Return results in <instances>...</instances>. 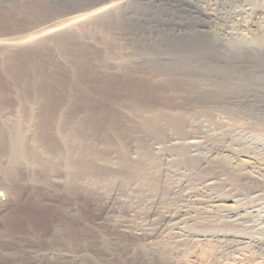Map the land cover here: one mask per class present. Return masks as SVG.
Segmentation results:
<instances>
[{
    "label": "rangeland",
    "instance_id": "374dc122",
    "mask_svg": "<svg viewBox=\"0 0 264 264\" xmlns=\"http://www.w3.org/2000/svg\"><path fill=\"white\" fill-rule=\"evenodd\" d=\"M242 2L0 0V183L21 192L0 203V264H264L201 241H264V47L216 34ZM17 98L70 132L33 170L9 159Z\"/></svg>",
    "mask_w": 264,
    "mask_h": 264
},
{
    "label": "bare ground",
    "instance_id": "6f19581e",
    "mask_svg": "<svg viewBox=\"0 0 264 264\" xmlns=\"http://www.w3.org/2000/svg\"><path fill=\"white\" fill-rule=\"evenodd\" d=\"M206 0H198V3L201 5L202 3H204ZM263 1V0H262ZM231 3V2H230ZM264 4V3H263ZM238 5V4H237ZM204 12H206L209 15H217V13H215V10L211 9V8H206L204 5ZM240 8H235L234 9V18L237 17V24H238V29L236 31H234L233 29L227 30L226 31V35H221L219 33V36H222V38L224 37V39L228 40V42H233L236 43L238 45L236 46H250L253 47L255 49H259L261 47H264V5L260 4L259 2L255 1V0H243V2L241 3V6H239ZM223 8V7H222ZM237 15L243 16V20H241ZM233 18V19H234ZM229 19V18H228ZM227 22V21H226ZM232 25V24H231ZM226 28V27H225ZM219 29V28H218ZM218 32V31H217ZM214 33V32H213ZM221 33L222 29H221ZM232 45V44H231ZM229 49V48H228ZM262 49V48H261ZM236 50V49H235ZM242 51V50H241ZM246 51V50H245ZM245 55V54H244ZM6 65V64H5ZM22 65V64H21ZM2 90V89H1ZM13 93V91H11ZM0 93H4L2 91H0ZM26 93V92H25ZM17 94L20 95V92L17 90ZM24 94V93H23ZM11 97L13 94H10ZM22 95V94H21ZM16 96V95H15ZM18 97V96H16ZM26 97V96H25ZM27 99V98H26ZM35 101V100H34ZM27 100H25L24 98H17L16 100V105H15V109H14V115L15 118H17V121H19L18 119L20 117H22L23 113L26 110L27 106H30L29 109L27 111V116L25 118H23L21 120L22 123H20L19 125H15L14 128V132L12 131L11 135H8V142L10 145V149H11V153H10V162L12 161L14 162H19L18 164H22L24 165V167L33 170L34 167L39 166L41 161L40 158L38 157V151H40V147L48 144V136L51 133H54V135L58 134L61 135L60 137L62 138H66L69 133L65 130L60 129V127H58V125H60V123L57 125L56 127V123L54 122L55 120H53L54 118L50 116V114H48V117L44 118V121L42 122H38L37 117L35 116V114L33 113V105H28ZM33 104V103H32ZM35 107V106H34ZM52 111V110H51ZM25 116V115H24ZM54 116V115H53ZM155 118V117H154ZM183 118V117H181ZM105 119V118H104ZM156 119V118H155ZM154 119V121H155ZM176 119V118H175ZM11 120V119H10ZM14 120V118H13ZM108 120V119H107ZM178 120V119H177ZM12 121V120H11ZM170 121V120H168ZM183 121V119L181 120ZM20 122V121H19ZM18 122V123H19ZM174 122V121H173ZM176 122V121H175ZM16 123V122H14ZM110 123V122H109ZM108 123V124H109ZM177 123V122H176ZM184 123V122H183ZM181 122V126L183 124ZM171 124V121H170ZM174 124V123H173ZM172 124V125H173ZM179 125V123H177ZM62 125V124H61ZM175 125V124H174ZM177 125V126H178ZM176 125L173 127H177ZM11 127V126H10ZM108 127V126H107ZM179 127V126H178ZM177 127V128H178ZM185 128V127H183ZM180 129V128H179ZM58 130V131H57ZM178 130V129H177ZM185 130V129H183ZM183 130L181 132H183ZM113 132V130H112ZM118 132V131H117ZM116 133V132H115ZM52 135V136H54ZM51 138V137H50ZM61 138V139H62ZM190 138V137H188ZM55 139V137H54ZM187 139V138H186ZM185 139V140H186ZM197 139V138H196ZM50 140V139H49ZM184 139H182L183 141ZM185 142V141H184ZM51 143V142H49ZM187 144H193L195 143V139L194 141H188L186 142ZM52 146V145H51ZM181 146V145H180ZM190 146V145H189ZM193 146V145H192ZM191 147V146H190ZM46 148V147H45ZM48 148V147H47ZM45 150V149H43ZM53 150V149H52ZM43 152V151H42ZM46 152V150H45ZM44 152V153H45ZM52 152V151H51ZM50 153V152H49ZM48 153V154H49ZM56 153V152H55ZM41 156V155H40ZM62 156V155H61ZM185 156V155H184ZM63 158V157H62ZM42 159V158H41ZM242 160V159H241ZM247 162V161H246ZM44 163V162H43ZM239 163V162H238ZM244 165V161L241 162ZM9 164V163H8ZM7 164V165H8ZM17 164V165H18ZM45 164V163H44ZM70 164V163H69ZM238 165V164H237ZM236 164L234 165V169H241L243 165H238ZM248 165V163L246 164ZM6 166V165H5ZM15 167V165H14ZM21 167V165H20ZM41 167V166H40ZM43 167V166H42ZM246 167V166H245ZM4 168V167H3ZM233 169V167H232ZM235 169V170H236ZM244 169V168H243ZM264 169V168H263ZM22 170V169H21ZM25 170V169H24ZM27 170V169H26ZM231 170V169H230ZM246 171V169H244ZM7 171V170H6ZM16 171V170H15ZM36 171V170H35ZM35 171H32V174L28 175V180L26 179V183H35V179L37 178L36 173H34ZM242 171V169H241ZM244 171V172H245ZM264 171V170H263ZM14 172V171H13ZM18 172V171H17ZM40 172V171H39ZM240 172V171H239ZM3 173V172H2ZM5 173V172H4ZM26 173V172H25ZM234 173V171H233ZM237 173V172H236ZM242 173V172H241ZM248 172H246L247 174ZM24 174V173H23ZM40 174V173H39ZM251 174V173H250ZM262 175V174H261ZM22 176V175H21ZM26 176V175H24ZM250 176V175H249ZM248 176V177H249ZM12 177V176H11ZM247 177V176H246ZM26 178V177H25ZM250 178V177H249ZM258 178V177H255ZM262 178V177H261ZM9 178H7V175H2V180L0 183V203L3 204V202L9 197L10 199H15L19 196V191L18 189H16L15 187H13V184H11L8 180ZM12 180V179H11ZM256 180V179H255ZM259 181V178L257 179V182ZM204 183V187L205 188H212V186H214L215 181L213 180V178L209 177L205 180ZM36 185V184H35ZM18 186V185H17ZM178 189V188H177ZM211 195V194H210ZM21 196V194H20ZM213 197V196H212ZM20 198V197H19ZM215 198V197H214ZM219 198L216 197V199H214L216 201V204H213L214 207L216 209H223V208H229V210L231 208H234L233 204H229V202L225 203L221 201V199H217ZM228 198V197H227ZM213 199V198H212ZM8 200V199H7ZM223 200V199H222ZM211 201V200H210ZM234 201V200H233ZM204 202V201H203ZM213 202V201H212ZM211 202V203H212ZM218 202V203H217ZM222 202V203H221ZM232 203V202H231ZM4 205V204H3ZM212 205V204H211ZM233 210V209H231ZM236 211V209H235ZM222 212V211H221ZM175 213V212H174ZM232 213V212H231ZM172 216V215H171ZM174 216V215H173ZM172 216V218H173ZM176 217V215H175ZM170 218V217H169ZM171 218V219H172ZM225 226L221 227L219 229L218 232L216 233H210L207 234L206 232L201 233V241L205 242L208 241V237L209 236H213L214 239H216V241L218 242L219 246L223 245L225 246V248L228 249H233V250H238L241 249L242 247H249V248H256L259 250L264 251V241L263 240H257L252 238L251 236H249L248 234L241 232V233H237L236 231H234V229L232 230L231 227H229L228 225L224 224ZM199 241V242H201ZM84 243V242H83ZM217 244V245H218ZM83 245V244H82ZM169 246H174V245H169ZM176 246V244H175ZM220 246V247H221ZM82 247V246H81ZM224 248V249H225ZM222 249V248H220ZM219 249V250H220ZM53 252V251H52ZM213 252V251H212ZM221 252V251H220ZM217 253H219V251H217ZM215 253V254H217ZM53 255L56 256L55 253H52ZM218 255V254H217ZM216 255V256H217ZM85 256V248L82 247L81 249H79L78 252L76 253H63L61 255V259L63 260H68V259H72V260H77L78 258L81 259V257ZM214 256V255H213ZM214 257L215 259L218 257ZM203 257V256H202ZM205 259V258H204Z\"/></svg>",
    "mask_w": 264,
    "mask_h": 264
}]
</instances>
